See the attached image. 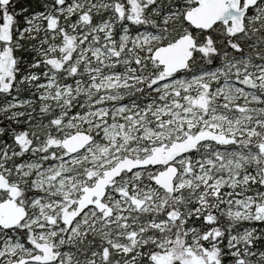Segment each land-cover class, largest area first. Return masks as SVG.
I'll return each mask as SVG.
<instances>
[{"label":"snow or ice","instance_id":"1","mask_svg":"<svg viewBox=\"0 0 264 264\" xmlns=\"http://www.w3.org/2000/svg\"><path fill=\"white\" fill-rule=\"evenodd\" d=\"M0 264H264V0H0Z\"/></svg>","mask_w":264,"mask_h":264}]
</instances>
